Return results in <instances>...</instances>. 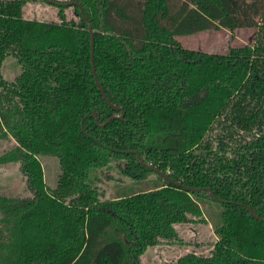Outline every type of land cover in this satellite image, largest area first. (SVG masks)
Masks as SVG:
<instances>
[{
  "label": "trees",
  "instance_id": "trees-1",
  "mask_svg": "<svg viewBox=\"0 0 264 264\" xmlns=\"http://www.w3.org/2000/svg\"><path fill=\"white\" fill-rule=\"evenodd\" d=\"M52 1L82 6L99 82L125 117L95 83L78 7V19H67L69 5L39 21L25 18L27 0H0V148L12 144L0 166L18 164L32 194L0 196V264H142L145 224L99 186L114 165L135 182L154 176L177 219L221 210L216 252L175 264H264V0ZM240 29L258 30L255 44L225 54L178 40ZM9 57L21 69L13 81L2 73ZM42 157L59 160L55 189Z\"/></svg>",
  "mask_w": 264,
  "mask_h": 264
},
{
  "label": "rangeland",
  "instance_id": "rangeland-1",
  "mask_svg": "<svg viewBox=\"0 0 264 264\" xmlns=\"http://www.w3.org/2000/svg\"><path fill=\"white\" fill-rule=\"evenodd\" d=\"M25 18L39 21H58L59 9L40 0H27ZM67 19H78L72 8L66 10ZM258 30L240 29L207 31L191 36L179 37L181 45L189 50H198L214 54H225L231 47L255 44ZM21 69L17 61L11 57L3 63L2 73L8 81H13ZM12 144H4L0 155ZM44 167L45 180L49 188L55 189L61 175L60 163L54 157L40 158ZM102 176V179H101ZM99 186L105 191V197L112 200L123 211L130 213L147 229L148 245L142 256V264H175L177 260L188 254L212 256L216 252V223L221 224L217 214L221 210L215 205H204L206 221L172 211L168 202L159 191L154 189L155 177L147 181L135 182L123 176L114 165L111 170L102 173ZM154 180V182H152ZM166 189V188H164ZM146 191L131 195L134 192ZM148 191V192H147ZM128 195L126 198L121 196ZM0 196L27 198L32 197L27 188L26 177L21 173L18 164L0 166ZM153 217L154 221H146ZM163 218L167 219L168 236L162 235L160 226ZM158 228V231L156 230ZM149 235V236H148Z\"/></svg>",
  "mask_w": 264,
  "mask_h": 264
},
{
  "label": "water",
  "instance_id": "water-1",
  "mask_svg": "<svg viewBox=\"0 0 264 264\" xmlns=\"http://www.w3.org/2000/svg\"><path fill=\"white\" fill-rule=\"evenodd\" d=\"M71 5L80 8V10H81V14H82V17H83V20H84V22L86 23V25L88 26V29H89V33H90V37H91V61H92L93 76H94L95 83H96L97 87L99 88V90L101 91V93H102V95H103L105 101L107 102V104H108L110 107H112L113 109H115V110H121V111H122L121 119H124V117H125V112H124V110H122V109L119 108V107L113 106V105L110 103V101L108 100V97H107L106 93L104 92V90H103V88H102V86H101V84H100V82H99L98 75H97V70H96V66H95V61H94V56H95V39H94V30H93V28H92V26H91V24H90V21H89L88 18L86 17L84 10H83L82 6H81L79 3H76V2H75V3H72ZM93 116L96 117L95 115H93ZM140 159H141L142 164H143V165H146L144 159H142V158H140ZM147 167H148L149 170H151V171L155 172L156 174L160 175V176L163 177L168 183H170V184H172V185H174V186H176V187L183 188L184 190H186V191H191V192H196V191H197L196 189L188 188V187L182 185L181 183L176 182V181H175L174 179H172L168 174H166V173H164V172H162V171H160V170H158V169H156V168H153V167H151V166H147ZM211 193H212V191H211ZM212 195H213V197H214V199H215L216 201L222 202V201L218 200V199L216 198V196H215L213 193H212ZM245 207L247 208L248 211H250V212L254 215V217H255L256 219L260 220V218H259L258 214L256 213V211H254V210H253L251 207H249V206H245Z\"/></svg>",
  "mask_w": 264,
  "mask_h": 264
},
{
  "label": "flooded vegetation",
  "instance_id": "flooded-vegetation-1",
  "mask_svg": "<svg viewBox=\"0 0 264 264\" xmlns=\"http://www.w3.org/2000/svg\"><path fill=\"white\" fill-rule=\"evenodd\" d=\"M47 2L48 4H50V5H53L54 7H59V6H69V5H71L72 3H75V2H72V3H67V4H60V3H56V2H54V1H52V0H42L41 2ZM71 8H73V7H76V6H73V5H71L70 6ZM79 8V7H78ZM58 9V8H57ZM80 9V8H79ZM81 11V10H80ZM140 157V156H139ZM141 158V157H140ZM145 161V160H144ZM142 163V162H141ZM43 165V164H42ZM144 166H148L147 164L146 165H144ZM152 167V166H151ZM44 168V167H43ZM148 168V167H147ZM154 168V167H153ZM159 170V169H158ZM151 171V170H150ZM155 173V172H154ZM165 173V172H164ZM44 174H45V172H44ZM166 174H168V173H166ZM169 175V174H168ZM160 176V175H159ZM170 176V175H169ZM164 179V178H163ZM46 181V180H45ZM180 183V182H179ZM163 188V187H162ZM166 188V187H165Z\"/></svg>",
  "mask_w": 264,
  "mask_h": 264
}]
</instances>
